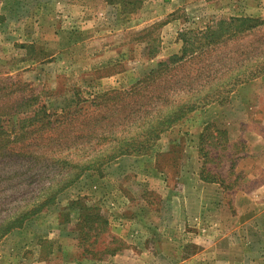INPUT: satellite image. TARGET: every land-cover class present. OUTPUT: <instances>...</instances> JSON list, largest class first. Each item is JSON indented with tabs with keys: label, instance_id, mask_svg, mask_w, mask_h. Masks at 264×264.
Here are the masks:
<instances>
[{
	"label": "rangeland",
	"instance_id": "374dc122",
	"mask_svg": "<svg viewBox=\"0 0 264 264\" xmlns=\"http://www.w3.org/2000/svg\"><path fill=\"white\" fill-rule=\"evenodd\" d=\"M70 1L0 0V226L55 196L0 239V264H22L13 256L33 255L21 245L33 241L39 260L53 254L61 264H105L101 251L122 253L126 243L109 226L97 237L87 233L78 207L122 225L139 206L169 204L193 143L229 210L234 190L263 188L261 180L245 183L241 162L263 166L264 152L250 155L241 136H264V0H144L138 9ZM229 18L258 22L202 45L206 28ZM181 35L191 42L185 53ZM191 104L194 111L167 123ZM198 114L207 120L202 129L193 123ZM201 234L127 241L216 263L225 246Z\"/></svg>",
	"mask_w": 264,
	"mask_h": 264
},
{
	"label": "crops",
	"instance_id": "0c3cea01",
	"mask_svg": "<svg viewBox=\"0 0 264 264\" xmlns=\"http://www.w3.org/2000/svg\"><path fill=\"white\" fill-rule=\"evenodd\" d=\"M199 115L193 117V123L196 120L197 129H202L207 120ZM241 139L247 142L250 155L264 152V136H257V142H248L249 136L246 135H242ZM194 145L189 149L190 157L179 173L180 189L172 194L169 204L157 209L139 206L123 217L122 225L119 224L121 219L117 220L116 225L106 219L110 232L126 245L122 253L109 255L105 264H192L201 254L162 252L155 248L148 252L144 244L134 243L132 246L127 240H197L195 230L198 234L203 233L197 236L199 240H219L218 245L225 246V251H218L217 262L213 263L209 256L208 264H264V164L261 166L257 160L252 162L251 158L241 162L246 164L245 183L254 185L261 180L263 188L260 192L243 188L234 190L231 211L221 201L224 190L220 184L201 180L202 163ZM149 174L154 176V183L156 180L161 181V173ZM244 199L253 203L245 206ZM228 243L234 246L233 252L228 249ZM154 244L158 246L155 241ZM21 245H27L26 249L38 255L35 258L31 253H15L13 257L22 264H61L53 254L39 260L40 254L34 249V241Z\"/></svg>",
	"mask_w": 264,
	"mask_h": 264
},
{
	"label": "trees",
	"instance_id": "16d2710c",
	"mask_svg": "<svg viewBox=\"0 0 264 264\" xmlns=\"http://www.w3.org/2000/svg\"><path fill=\"white\" fill-rule=\"evenodd\" d=\"M144 0H133V1H115V0H107L108 4H117L121 7H131V8H136L138 9L141 4L143 3ZM1 20V19H0ZM258 20H256L255 18H229V19H223V20H219L218 22H216L215 24H212V26H209L206 28V30L202 33V37L204 39V42L202 45H207L210 43H214L217 40H220L222 38L225 37V35H229V34H235L241 31V29L246 26L247 28H245V30L250 29L252 27H254L255 23H257ZM181 41L183 44V48L182 51L185 53L187 52L188 49V45L189 48H191V42H189L188 39H186L185 37H183L181 35ZM187 46V47H186ZM195 106L194 104H191V106L185 105V106H179L176 109V113L173 115L174 116V120H172L171 122H168V124H174L175 122L181 120L183 118V116L185 115V113H190L192 111L195 110ZM211 127V126H210ZM209 127V128H210ZM208 127L204 130V134L201 135L200 140H201V144L205 141V139H208ZM217 135H220V133L218 134V132H216ZM224 144H223V148H227L228 145V140L225 137L223 139ZM218 146H220V142L217 143ZM126 153V151L124 152ZM207 154H204L201 156V158H206ZM204 167V166H203ZM200 177L201 180L203 182L206 183H215V184H219L220 182H218L215 177L210 176L209 172H207V170L205 168L201 169L200 172ZM74 180H70L69 182H67L64 187L62 186L61 191L64 190L65 188H67L68 186L71 185V183H73ZM54 197H51V199L47 202V203H43V204H51L54 201ZM42 204V205H43ZM42 205L38 206V207H33L30 210H27L26 212L21 213L19 216L13 218V220H8L5 223H3L0 226V239L3 238L4 236H6L9 232H11L13 229H17L20 228L22 226V224L30 217L34 216L35 214L39 213L43 207ZM76 205V202H72L70 204V207L68 208L69 210L72 209V207ZM78 210L81 211L82 213L85 212V215H82V219L80 221V223H83V228L87 229V233H94V236L97 237L99 234L101 233H105L108 227V222L107 220L101 215V213L96 210V208L93 207H78ZM79 220L81 218L80 214L78 216ZM94 225V226H93ZM81 230V229H80ZM83 235V234H82ZM86 235V234H85ZM84 236V235H83ZM88 237V234H87ZM87 237L84 236L81 240H85V242L87 241ZM95 242H93L92 244H95ZM89 245V244H88ZM91 245V244H90ZM89 245V246H90ZM117 251H119V248H115V249H109L106 248L105 250L101 251V253H108V255H114L115 253H117ZM101 259V258H98Z\"/></svg>",
	"mask_w": 264,
	"mask_h": 264
}]
</instances>
